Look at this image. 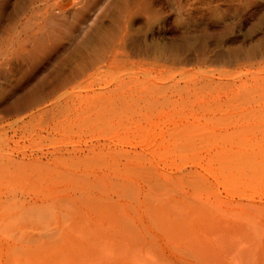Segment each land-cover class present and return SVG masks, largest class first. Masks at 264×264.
<instances>
[{"label": "rangeland", "instance_id": "1", "mask_svg": "<svg viewBox=\"0 0 264 264\" xmlns=\"http://www.w3.org/2000/svg\"><path fill=\"white\" fill-rule=\"evenodd\" d=\"M35 204L0 264H264V0H0V206Z\"/></svg>", "mask_w": 264, "mask_h": 264}, {"label": "bare ground", "instance_id": "2", "mask_svg": "<svg viewBox=\"0 0 264 264\" xmlns=\"http://www.w3.org/2000/svg\"><path fill=\"white\" fill-rule=\"evenodd\" d=\"M86 142V141H85ZM125 142V141H124ZM116 143V142H115ZM123 142H120V144H122ZM109 141H108V143H104V144H102L103 146H109ZM113 144V143H112ZM117 144H119V143H117ZM116 145V144H115ZM92 146V145H91ZM99 146V145H98ZM111 146V145H110ZM100 147V146H99ZM92 148V147H91ZM93 148H94V146H93ZM80 149V148H79ZM104 149V148H103ZM110 149H113V148H110ZM75 150V149H74ZM81 150H83V148L81 149ZM94 150V149H93ZM109 150V149H108ZM79 151V150H78ZM96 151H99V150H96ZM102 152H103V150H101ZM125 153L124 155H126L127 154V152L125 151V150H123V149H121L120 151H117L116 152V154L117 153ZM137 152V151H136ZM98 153V152H97ZM96 152H95V154H97ZM100 153V152H99ZM135 153V152H134ZM23 154H25V152L23 153ZM23 154H22V156H23ZM26 155V154H25ZM101 155V153L99 154V156ZM78 156V155H77ZM121 156V155H120ZM24 157V156H23ZM22 157V158H23ZM87 157V156H86ZM90 158L92 157V156H89ZM94 157V156H93ZM92 157V158H93ZM81 158V157H80ZM125 158H126V156H125ZM34 159V158H33ZM70 159H72V158H70ZM104 159V158H103ZM31 160V159H30ZM61 159H58V163L59 162H61L62 163V165H63V163L64 164H66L67 162H65V160L64 161H60ZM69 161V160H68ZM81 159H78V160H76V161H72V162H69V164H66V166H69L70 168H76L75 166H77L78 164H81ZM86 161V160H85ZM84 161V162H85ZM25 166L24 165H22V163H21V169H22V166L24 167V168H30V171H31V168H33V167H36L37 169H44V171H45V169H47V171L48 170H50V171H57L58 170V168H57V165H56V163L55 162H52L53 164H55L56 166H52L51 164L52 163H50V162H44L43 161V159H42V157H40V158H36L35 157V159L31 162H26V160H25ZM57 163V164H58ZM17 164V163H16ZM126 165V164H125ZM17 166H19V164L17 165ZM65 166V165H64ZM202 168L204 167L203 165H200ZM20 167V166H19ZM69 169V168H68ZM41 170V171H42ZM47 171H45L46 173H47ZM59 171V170H58ZM77 171V170H76ZM28 172H29V169H28ZM27 172V173H28ZM61 172V171H60ZM204 172L205 173H203V171L202 172H199V171H197V173L199 174V176L200 177H202V180H203V183H208L207 185L214 191L213 192V194H208V195H203V194H201V193H198V194H195L193 197H196L195 199H197L198 201H200V204L202 203V206L204 207V208H206V207H210V206H215V205H217L218 203H220L221 202V200H220V194H221V191L219 190V185H221L222 184V182H223V179H222V177L219 175V174H217L216 172H213V171H210V170H208L207 168H205L204 167ZM39 173H40V171H39ZM59 173V172H58ZM57 173V174H58ZM49 174V173H48ZM61 174H64V172H62ZM60 174V175H61ZM28 175V174H27ZM39 176V175H38ZM209 176H211L212 178H213V181L210 179V177ZM26 177H28V176H26ZM58 177V176H57ZM61 177L63 178L64 176L63 175H61ZM67 177V176H66ZM70 177H71V175H70ZM196 177V176H195ZM38 178V177H37ZM59 178H60V176H59ZM61 179V178H60ZM67 180H70V178L69 179H67ZM61 181H63V179L61 180ZM66 181V180H65ZM75 181V180H74ZM77 181V180H76ZM64 182V181H63ZM40 185V184H39ZM53 187V186H52ZM66 189V188H65ZM102 189V188H101ZM63 190V189H62ZM72 190H74V189H72ZM78 190H79V188H78ZM81 190V189H80ZM82 190H83V188H82ZM224 190H225V192H228V189L227 188H225L224 187ZM57 191H59V190H57ZM67 191V190H66ZM102 191H104L103 189L101 190V192ZM60 192V191H59ZM62 192V191H61ZM113 192V191H112ZM62 194V193H61ZM108 195V194H107ZM183 197V196H182ZM186 197V196H185ZM212 197H214V200H212ZM73 200L78 204L79 202L78 201H83L84 199H80V197H74L73 198ZM98 200V199H97ZM180 200V199H179ZM186 200V199H185ZM58 201H59V199H58ZM61 201V200H60ZM90 201V200H89ZM92 201V200H91ZM37 206H38V208H40L39 207V205H37V204H35L34 206H20V207H15V208H12V207H14V206H8V205H6V206H0V214L1 213H7V214H11V212H16V211H22V212H24V213H28V212H32V213H34L35 212V210L36 211H38L37 210ZM254 208H260V205H258V204H253L252 205ZM49 207V206H48ZM81 206H79V207H76V208H78L79 210H77V211H80V209H82L83 207H81ZM47 207H45V209H46ZM58 208V207H57ZM66 208L67 207H65V210H66ZM69 208V207H68ZM67 208V209H68ZM62 209H64V208H62ZM71 209V208H70ZM41 208L39 209V211L41 212ZM47 210V209H46ZM45 210V211H46ZM54 210V209H53ZM58 210V209H57ZM57 210H55V212L57 211ZM72 210V209H71ZM43 211V210H42ZM59 211V210H58ZM64 212V211H63ZM91 212V211H90ZM24 213H22V214H24ZM39 213V212H38ZM50 213V212H49ZM85 213H87V212H85ZM84 213V214H85ZM205 213V212H204ZM72 214V213H71ZM80 214V213H79ZM209 215V214H208ZM204 216V215H203ZM39 218V217H38ZM53 218V217H52ZM206 218V217H205ZM209 218V217H208ZM19 221V220H18ZM199 222V221H198ZM216 224V223H215ZM204 225V224H203ZM205 227V226H204ZM69 229V228H68ZM74 231V230H73ZM60 233H62L61 231H60ZM59 233V234H60ZM65 233H67V232H64L63 231V233L61 234V237H68V235H70L69 233H67V234H65ZM81 233V232H80ZM72 237V236H71ZM74 238V237H73ZM75 240V239H74ZM66 241H68V240H66ZM77 241V240H76ZM74 245V244H73ZM63 247V246H62ZM77 247V246H76ZM79 247V246H78ZM60 248V247H59ZM49 249V248H48ZM66 249V248H65ZM72 250V249H71ZM203 252V251H202ZM74 254V253H73ZM72 255V254H71ZM87 255V254H86ZM85 256V255H84ZM69 257V256H68ZM82 257V256H81ZM92 261V260H91ZM93 263V262H92ZM63 264V263H62Z\"/></svg>", "mask_w": 264, "mask_h": 264}]
</instances>
